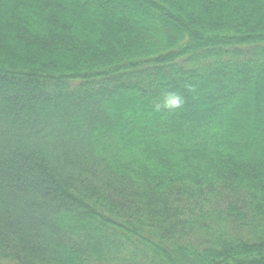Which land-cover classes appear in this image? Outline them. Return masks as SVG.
<instances>
[{
  "label": "trees",
  "instance_id": "trees-1",
  "mask_svg": "<svg viewBox=\"0 0 264 264\" xmlns=\"http://www.w3.org/2000/svg\"><path fill=\"white\" fill-rule=\"evenodd\" d=\"M0 264H264V0H0Z\"/></svg>",
  "mask_w": 264,
  "mask_h": 264
},
{
  "label": "clouds",
  "instance_id": "clouds-1",
  "mask_svg": "<svg viewBox=\"0 0 264 264\" xmlns=\"http://www.w3.org/2000/svg\"><path fill=\"white\" fill-rule=\"evenodd\" d=\"M184 104L185 98L179 92L166 91L160 102L155 105V109L156 111H161L163 109L176 110L182 108Z\"/></svg>",
  "mask_w": 264,
  "mask_h": 264
}]
</instances>
